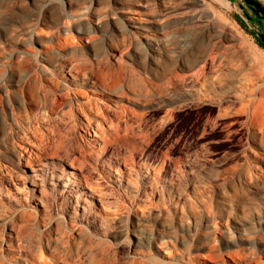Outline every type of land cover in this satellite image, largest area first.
<instances>
[{
	"label": "rangeland",
	"instance_id": "374dc122",
	"mask_svg": "<svg viewBox=\"0 0 264 264\" xmlns=\"http://www.w3.org/2000/svg\"><path fill=\"white\" fill-rule=\"evenodd\" d=\"M246 13L244 0H0V264H264V49L234 17L257 35L264 21ZM211 50L209 71L236 61L254 92L246 113L222 103L228 120L205 105L196 137L221 135L186 140L173 117L193 99L169 77ZM94 89L97 118L77 105Z\"/></svg>",
	"mask_w": 264,
	"mask_h": 264
},
{
	"label": "bare ground",
	"instance_id": "6f19581e",
	"mask_svg": "<svg viewBox=\"0 0 264 264\" xmlns=\"http://www.w3.org/2000/svg\"><path fill=\"white\" fill-rule=\"evenodd\" d=\"M164 4L167 9H170L169 2ZM132 11L129 13L136 15H131L129 18H139L140 14L138 12ZM172 12L173 10H169V13ZM230 31V36H233V29H230ZM144 38H146L149 47L152 50L156 51L157 53H161L163 51L156 36L145 35ZM214 51L211 50L207 55L203 56L201 63L198 65L195 64L188 66L186 64H182L179 68L182 74L174 72L169 77V83L171 86H185V93H187V95L193 99L191 102L183 103L186 105L185 110L178 112L173 117L175 122V130L179 132L186 140L198 141L205 137H219L221 135L222 128L221 125H219L216 127H211L209 132L203 133L201 136L196 137V135L201 131L202 115L205 110V105L207 104L215 105V107L219 109V118L223 120H228L230 117H233V115H230L232 112L230 109H222L223 102L239 100L241 102V107L235 114L246 113L249 110L250 102H248L249 100L247 99V96L253 94L254 92V89L251 87V85H254V79L247 76L246 72L244 73L243 71H239L236 61L228 63L223 61L224 57L221 58L219 63L217 62V67H220L218 69L219 71L227 70V73L218 72L215 68L216 66L211 71H209L207 65H209V60L214 59ZM230 69H234V71H231ZM71 77L75 79V76L71 75ZM83 78L87 79L89 81L88 83L90 84L95 83L90 74L85 75ZM197 85H199V87H197ZM262 90L263 89H261V91ZM104 96L105 95L102 92L94 89L91 95H87L85 99L83 98L79 100L77 105H79L80 108L86 109L89 115L92 111H94L96 118L102 117L103 113H101V110L103 108L99 101L102 100ZM187 111L190 112L186 113ZM88 123L90 122L88 121ZM97 129H101L98 123ZM94 132L96 134L95 130ZM99 147L102 148L103 144H99ZM23 159L24 157L20 154L18 156L19 163H21ZM25 159L29 163L33 159V155L29 154L28 158ZM260 161H262L261 163L264 168V159H260Z\"/></svg>",
	"mask_w": 264,
	"mask_h": 264
},
{
	"label": "water",
	"instance_id": "95a60500",
	"mask_svg": "<svg viewBox=\"0 0 264 264\" xmlns=\"http://www.w3.org/2000/svg\"><path fill=\"white\" fill-rule=\"evenodd\" d=\"M244 2L252 8L257 18L264 20V5L260 1L244 0ZM257 37L260 38V40L262 41L264 45V33L258 34Z\"/></svg>",
	"mask_w": 264,
	"mask_h": 264
},
{
	"label": "trees",
	"instance_id": "16d2710c",
	"mask_svg": "<svg viewBox=\"0 0 264 264\" xmlns=\"http://www.w3.org/2000/svg\"><path fill=\"white\" fill-rule=\"evenodd\" d=\"M257 1H258V0H257ZM246 16H247L249 19L257 18V16L252 17V16H250V14H248V13H246ZM234 18L237 20L238 24H239L243 29H245L248 33H250V35H252V36L255 38L257 44H258L261 48L264 49V45H263L262 41L260 40V38H258V37L256 36L257 33H256L254 30L249 29V27L245 24V22H244L243 20H241L240 18H237V17H234ZM257 19H258V18H257ZM260 21H261V20H260Z\"/></svg>",
	"mask_w": 264,
	"mask_h": 264
},
{
	"label": "flooded vegetation",
	"instance_id": "af4514ba",
	"mask_svg": "<svg viewBox=\"0 0 264 264\" xmlns=\"http://www.w3.org/2000/svg\"><path fill=\"white\" fill-rule=\"evenodd\" d=\"M249 6V5H248ZM250 7V6H249ZM251 8V7H250ZM264 21V20H263Z\"/></svg>",
	"mask_w": 264,
	"mask_h": 264
}]
</instances>
